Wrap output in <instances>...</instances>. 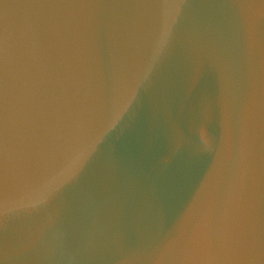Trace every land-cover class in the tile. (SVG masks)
I'll return each instance as SVG.
<instances>
[{"label":"clouds","instance_id":"clouds-1","mask_svg":"<svg viewBox=\"0 0 264 264\" xmlns=\"http://www.w3.org/2000/svg\"><path fill=\"white\" fill-rule=\"evenodd\" d=\"M262 23L264 0L21 12L3 42L0 264H264ZM113 138L135 167L98 163ZM208 161L196 208L153 239L164 181Z\"/></svg>","mask_w":264,"mask_h":264},{"label":"water","instance_id":"water-1","mask_svg":"<svg viewBox=\"0 0 264 264\" xmlns=\"http://www.w3.org/2000/svg\"><path fill=\"white\" fill-rule=\"evenodd\" d=\"M72 0H0V196L6 195L10 188L11 182L5 179V163L3 155V145L5 141V124L6 116L11 106V94L6 87L7 75L4 62L3 42L5 28L11 32L14 29L15 22L19 19V14L25 10L40 7L53 6L63 3H69ZM197 3H215L231 4L236 0H194ZM253 4H259L261 0H249ZM261 31H264V23L260 25ZM212 134L217 133L215 126L210 128ZM112 148L108 145H102V156L98 160L100 165L106 163L110 154L120 155L122 161L131 167H135L134 158L121 148L120 141L115 138L111 141ZM114 149V153L113 150ZM210 166V161L206 162L198 176H183L168 178L164 181L166 184V194L163 199L160 217L153 229L152 238L160 241L165 238L169 231L176 225L179 218L190 215V210H194L199 201L201 192L207 183L209 176L204 172ZM38 178L37 175L32 177ZM153 177H148L152 179ZM200 183V184H199Z\"/></svg>","mask_w":264,"mask_h":264}]
</instances>
